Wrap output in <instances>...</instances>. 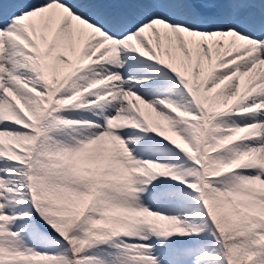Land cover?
<instances>
[{"label": "snow or ice", "instance_id": "snow-or-ice-1", "mask_svg": "<svg viewBox=\"0 0 264 264\" xmlns=\"http://www.w3.org/2000/svg\"><path fill=\"white\" fill-rule=\"evenodd\" d=\"M0 264H264V0H0Z\"/></svg>", "mask_w": 264, "mask_h": 264}]
</instances>
